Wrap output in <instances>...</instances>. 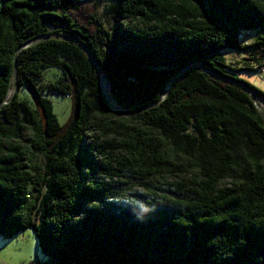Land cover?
Masks as SVG:
<instances>
[{
  "label": "trees",
  "instance_id": "trees-1",
  "mask_svg": "<svg viewBox=\"0 0 264 264\" xmlns=\"http://www.w3.org/2000/svg\"><path fill=\"white\" fill-rule=\"evenodd\" d=\"M53 34L77 43L21 50ZM79 44L119 108L155 106L113 113ZM262 66L264 0H0V238L31 230L48 261L28 264H264V122L209 75L264 105L234 75ZM45 92L72 99L66 126Z\"/></svg>",
  "mask_w": 264,
  "mask_h": 264
},
{
  "label": "rangeland",
  "instance_id": "rangeland-1",
  "mask_svg": "<svg viewBox=\"0 0 264 264\" xmlns=\"http://www.w3.org/2000/svg\"><path fill=\"white\" fill-rule=\"evenodd\" d=\"M99 16L104 22H107L109 17L105 13L104 6H100L97 9ZM255 34L247 35L249 41L254 38ZM225 58L227 63L233 66L239 67L243 66L245 62L249 61V56L243 54H238L233 51H226ZM234 75L248 82L258 90L264 93V66L258 71H245L234 73ZM61 77V73L55 69H47L43 72L40 84L46 85L50 82H55ZM42 97L50 101L53 112L56 119L61 127L66 126L69 122L70 117L73 112L72 99L68 97L60 96L56 93H41ZM19 98H22L30 103L33 108L38 106V102L35 98L33 92L28 88H23L19 91ZM260 103H263L259 100ZM29 134L25 133L22 140L19 142L22 146H25L26 140L29 138ZM30 154V152H29ZM39 161V160H38ZM176 181V178L169 176L166 180L167 183H172ZM224 185L229 187L230 181H225ZM138 193H143V189L136 190ZM31 230H28L19 236L11 239L0 238V264H28L29 262L44 263L48 259L45 258L38 247L36 237Z\"/></svg>",
  "mask_w": 264,
  "mask_h": 264
},
{
  "label": "water",
  "instance_id": "water-1",
  "mask_svg": "<svg viewBox=\"0 0 264 264\" xmlns=\"http://www.w3.org/2000/svg\"><path fill=\"white\" fill-rule=\"evenodd\" d=\"M48 39H58V40H63V41H71V42H76L72 39H69V38H64V37H61L59 35H47L45 37H43L42 39H39V40H36V41H31L27 44H24V46L21 48L24 49V48H28V47H31L35 44H39L40 42L42 41H45V40H48ZM77 43V42H76ZM82 46L87 55L89 56L90 60L93 62V64L95 65V68L97 70V74H98V80H99V84H100V89H101V92L102 94L104 95L105 99H106V102L109 106V108L111 109V111L113 113H116V114H119L123 117L125 116H129V115H138V114H141L143 113L144 111L150 109L151 107L155 106V105H151L149 107H145L144 110H141V111H134V110H124V109H121L119 108L111 99H110V88L107 84V80H106V77L103 73V71L101 70V68L95 63V61H93V57L91 56V54L89 53V51L82 45V44H79V46ZM15 60H14V65H13V74H12V79H11V84H12V90H11V98L14 97V95L17 93L18 89H19V85H18V75H17V67H18V63H17V57H14ZM198 67V66H197ZM186 70H183L181 71L180 73H178L177 75H175V77H173L169 83L167 84V87H166V94L169 93V91H171V86L172 84L175 82V80H177L178 78L181 77L182 74H184ZM209 75L215 79H218V80H222V81H225V82H228L230 84H233L239 88L242 89V91H245L246 94H248L252 100V102L254 103L255 105V108L258 110L259 114L261 115V118L263 119V122H264V105L263 103H260V101L258 99H256V96H254V93L249 90L245 85H243V83H239L231 78H223L219 75H215L213 73H209ZM5 105V103H2L0 104V108H2L3 106Z\"/></svg>",
  "mask_w": 264,
  "mask_h": 264
}]
</instances>
